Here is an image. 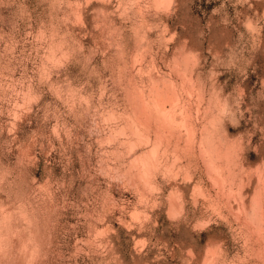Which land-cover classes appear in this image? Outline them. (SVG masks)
<instances>
[{
    "label": "rangeland",
    "instance_id": "1",
    "mask_svg": "<svg viewBox=\"0 0 264 264\" xmlns=\"http://www.w3.org/2000/svg\"><path fill=\"white\" fill-rule=\"evenodd\" d=\"M0 264H264V0H0Z\"/></svg>",
    "mask_w": 264,
    "mask_h": 264
},
{
    "label": "bare ground",
    "instance_id": "2",
    "mask_svg": "<svg viewBox=\"0 0 264 264\" xmlns=\"http://www.w3.org/2000/svg\"><path fill=\"white\" fill-rule=\"evenodd\" d=\"M178 65H179V64H178ZM179 66H180V65H179ZM178 68H179V67H178ZM181 69H182V67H181ZM157 100H158V99H157ZM159 101L161 102L160 99L158 100V102H159ZM160 102H159V103H160ZM163 102H164V101H163ZM165 103H166V102H165ZM165 103L162 104V105H161V103H160V105H161V106H164ZM156 105H157V104H156ZM158 106H159V105H158ZM158 106H157V107H158ZM159 108H160V107H159ZM163 108H166V106L163 107ZM176 108H177V109H176ZM176 108H174L173 106L171 107V109L169 108L170 112H172L171 115H172V117H173L174 119H175L176 117L178 118V117L180 116L179 114H180V112H181V109H180L179 106H177ZM167 109H168V108H167ZM161 110H162V107H161ZM153 111H154V110H153ZM164 111H165V109H164ZM156 112L158 113L159 111L156 110ZM166 112H169V111H166ZM166 112H165L164 114H166ZM151 113H152V112H151ZM160 113H161V112H160ZM154 114H155V113H154ZM162 114H163V112H162ZM142 116H143V115H142ZM156 116H157V114L154 115L153 117H156ZM158 116H159V114H158ZM174 116H175V117H174ZM162 117H163V116H162ZM157 118H158V117H157ZM177 118H176V119H177ZM146 119H147V118H146ZM159 119H161V118L159 117ZM174 119H173V120H174ZM132 122H134V121H132ZM136 123H137V122H136ZM136 123H135V124H136ZM174 123H175V122H174ZM140 124H141V123H140ZM153 124H154V123H153ZM197 124H198V123H197ZM175 125H176V124H175ZM206 125H207V124H206ZM142 126H144V125H142ZM149 126H150V125H149ZM157 126H158V125H157ZM146 127H147V125H146ZM152 127H153V126H152ZM172 127H173V126H172ZM204 127H205V124H204ZM206 127H207V126H206ZM136 128H138V127L136 126ZM136 128H135V130H136V133H137V131H139V128H138V130H137ZM173 129H175V127H174ZM203 129H205V128H202V130H203ZM206 129H207V128H206ZM147 130H150V128L148 129V127H147ZM150 131H151V130H150ZM175 131H176V130H175ZM203 131H204V130H203ZM207 131H208V130H207ZM139 132H141V130H140ZM144 132H145V131H144ZM156 132H157V131H156ZM168 132H169V131H168ZM172 132H173V131H172ZM201 132H202V131H201ZM205 132H206V131H205ZM154 133H155V132H154ZM169 133H170V132H169ZM173 133H174V132H173ZM175 133H176V132H175ZM158 134H159V132L156 133L155 135H156V137L159 138V135H158ZM206 134H208V133H205V135H206ZM155 135H154V136H155ZM161 135H162V134H161ZM169 135H170V134H169ZM149 136H150V135H149ZM171 136L174 137V134H172ZM171 136H170V137H171ZM201 137H202V136H201ZM209 137L212 138V139H210ZM209 137H208V135L203 136L202 139H200V140H202V144L205 143V144H207L208 146H209V145H213V146H215V144H216V143H215L216 139L214 140V136H212V135H210V134H209ZM152 138H153V137H152ZM171 138H172V137H171ZM178 138H179V137H178ZM140 140H141V139H140ZM154 140H156V139H154ZM169 140H170V139H169ZM126 141H127V140H126ZM203 141H204V143H203ZM156 143H157V142H156ZM169 143H170V142H169ZM218 145H219V144H218ZM218 145H217V148H218ZM112 146H113V145H112ZM203 146H204V145H203ZM220 146H221V145H220ZM223 146H224V145H223ZM114 147H115V146H114ZM204 147H205V146H204ZM215 148H216V146H215ZM217 148H216V149H217ZM220 148H222V147H219V149H220ZM224 148H225V147H224ZM152 149H153V148H152ZM152 149L150 150L151 152H149L148 154H146V153L144 152L145 154L143 153V154H144L143 156L148 155V157L153 158L154 161H155V160H156V155H155V154H156L157 152L155 153L154 151H152ZM219 149H218V150H219ZM222 149H223V148H222ZM222 149H221V150H222ZM221 150H220V151H221ZM155 151H156V150H155ZM148 157H147V158H148ZM145 158H146V157H145ZM147 158H146V159H147ZM143 159H144V158H143ZM212 159H213V158H212ZM144 162H145V161H144ZM157 162H158V160H157ZM146 163H147V162H146ZM149 163H150V162H148V165H149ZM146 165H147V164H146ZM146 165H145V166H146ZM149 166H150V165H149ZM140 167H141V166H140ZM147 168H148V167H147ZM145 170H147V169H145ZM147 171H148V170H147ZM148 173L150 174V172H148ZM146 175H147V173H146ZM149 183H150V182H149ZM155 185H156V184H155ZM9 226H10V225H9ZM5 252H6V251H5ZM4 255H5V254H4Z\"/></svg>",
    "mask_w": 264,
    "mask_h": 264
}]
</instances>
